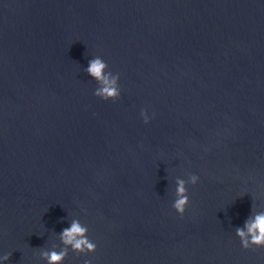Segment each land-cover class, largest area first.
Instances as JSON below:
<instances>
[{"label":"water","instance_id":"1","mask_svg":"<svg viewBox=\"0 0 264 264\" xmlns=\"http://www.w3.org/2000/svg\"><path fill=\"white\" fill-rule=\"evenodd\" d=\"M257 213L264 0H0V264H47L73 220L97 251L63 264H264L236 234Z\"/></svg>","mask_w":264,"mask_h":264},{"label":"clouds","instance_id":"2","mask_svg":"<svg viewBox=\"0 0 264 264\" xmlns=\"http://www.w3.org/2000/svg\"><path fill=\"white\" fill-rule=\"evenodd\" d=\"M87 73L100 85L95 91V96L104 101H118L121 98V89L119 86V75H114L108 70V64L99 56L91 59L86 69ZM144 123H150L145 110H142ZM199 182V177L190 174L188 181L177 178L176 180V199L173 203L175 211L183 217L190 205L188 184L195 186ZM236 234L240 238L242 247L246 250L251 248H264V213H257L250 217L243 228H237ZM60 240L65 245L59 251L53 249L44 251L43 257L47 264H63L68 256L69 247L72 251L88 255L97 251V245L88 238V228L82 225L78 220H73L70 227L63 229L60 234ZM10 259L9 254L0 257V261L7 262ZM85 264H91L85 261Z\"/></svg>","mask_w":264,"mask_h":264}]
</instances>
